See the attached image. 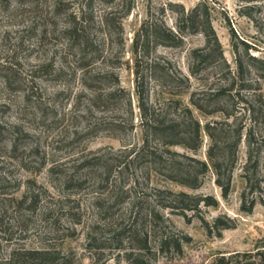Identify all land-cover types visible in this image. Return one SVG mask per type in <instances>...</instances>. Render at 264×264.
Instances as JSON below:
<instances>
[{
	"label": "trees",
	"instance_id": "16d2710c",
	"mask_svg": "<svg viewBox=\"0 0 264 264\" xmlns=\"http://www.w3.org/2000/svg\"><path fill=\"white\" fill-rule=\"evenodd\" d=\"M2 2L7 6L13 2L16 6L34 8L40 0ZM134 2L73 0L60 3L50 16L45 17L40 31L42 36L45 35L46 28L62 15L63 25L57 38L63 43L64 54L71 59L68 65L63 62V67L53 70L55 78L61 76L64 67L73 74L79 72V85L88 94L90 106L107 110L123 105L130 115L129 92L118 85L116 76L90 71L97 62L105 60V52L112 45L122 50L121 20L129 15ZM165 11L175 15L173 28L164 23ZM210 11L209 4L201 0L186 11L178 3L166 2L159 8L157 17L146 12L131 41L132 92L141 132L140 143L127 150L123 161L109 160L107 164V160H89L82 164L86 168L83 177L75 179V174L70 173L61 181L62 188H67L74 184L82 186L86 180L97 178L96 186L112 188L111 192L115 193L106 207L93 203L97 219L85 226L86 234L100 226H115V229L106 238L86 235L85 249L90 264H119L120 261L156 264L158 259L171 261L182 256L183 247L191 242V238L172 231L164 211L186 218V213L191 212L193 216L200 204L215 207L217 203L211 196L173 192L158 185V181L196 190L210 174L221 198L226 199L232 189V175L238 171L241 185L239 211L247 214L256 204L264 205V59L251 54V47L236 40L231 31V66L225 60L212 28ZM197 35L202 37V46L188 51L186 73L166 59L150 57L157 47L180 48L186 37ZM237 43L241 45L239 50ZM104 85L109 91H102ZM194 112L211 119L201 125ZM132 129L131 118L129 121L107 120L86 129L83 135L88 138L98 132L111 135ZM203 136L207 139L204 159H198L195 154ZM25 139L27 137L12 132L7 134L0 126V143L8 144L9 156L13 159L18 148L25 146L22 145ZM36 154V148L31 147L27 157ZM17 158L23 169L30 168L31 161ZM38 162L37 170L44 166L42 161ZM128 171L136 178L131 180V185H123L118 178ZM139 178L142 185H139ZM17 188V184L10 185L0 177V250L5 248V255L0 252V264H73L69 255L60 254L47 243L38 248L25 245L24 220L17 216L11 222L6 215L11 204L26 203L31 208L36 200L24 194L14 201L9 195ZM6 192H10L8 196H5ZM125 202H130V211L128 221L122 224L118 223L122 216L119 210ZM44 217L42 222L49 226L48 232L42 235L43 240L57 226L55 221L48 219L50 216ZM16 225L22 227L18 239H14L12 231ZM231 227L232 221L228 218L216 217L211 224L202 222L208 238H218L223 230ZM108 243L115 244L114 248L118 250L115 255L103 253ZM212 264H264V248L256 245L250 251L219 254Z\"/></svg>",
	"mask_w": 264,
	"mask_h": 264
},
{
	"label": "rangeland",
	"instance_id": "374dc122",
	"mask_svg": "<svg viewBox=\"0 0 264 264\" xmlns=\"http://www.w3.org/2000/svg\"><path fill=\"white\" fill-rule=\"evenodd\" d=\"M71 1L73 0H40L32 8L21 4L16 6L13 2L7 6L0 0V126L7 134L12 132L17 136L27 137L22 144L25 146H20L15 155L17 159L31 161L30 168L23 169L16 158L9 156L8 144L0 143V177L10 185H18L17 190L9 195L14 201L24 194L26 197L33 196L36 200L31 208L26 203L11 204L6 215L11 222L17 216L24 220L26 238L23 241L26 246L38 248L42 243H47L60 254L69 255L73 264H90L85 249L86 235L106 238L115 229V226H100L86 234L85 226L97 219L93 203L98 202L106 207L115 193L111 192L112 188L101 189L96 186L97 178L86 180L82 186L74 184L67 188H62L61 181L70 173L75 174V179L83 177L86 168L82 164L89 160H107V164L109 160L123 161L127 150L140 143L141 132L132 92L133 33L147 11L157 17L159 8L166 2L178 3L186 11L201 0H135L134 8L121 20L122 50L117 45H112L105 52V60L97 62L91 69L90 73L116 76L118 85L129 92L132 115L123 105L107 110L90 106L88 94L79 85V72L73 74L69 68L64 67L61 76L55 78L53 70L63 67V62L68 65L71 59L64 54L63 43L57 38L63 25V16L54 19V24L46 28L45 35L42 36L40 31L45 17L50 16L58 4ZM205 1L211 8V25L222 47L223 56L231 66V31L236 40L251 47V54L264 59V0ZM174 17L173 12H164L163 19L168 28L174 27ZM201 46V36H188L180 48L157 47L150 53V57L166 59L173 67L186 73L188 51ZM237 46L238 50L241 49L240 44L237 43ZM101 89L109 91L107 85ZM183 99L185 102L186 98ZM194 115L201 125L211 119L196 112ZM130 118L133 128L131 132L110 135L104 131L88 138L83 135L86 129L104 121H129ZM206 144L207 139L203 136L196 158L204 159ZM31 147L36 148L37 154L28 158ZM175 150L182 152L179 148ZM38 161H42L44 165L39 170ZM48 169L51 171L48 172ZM130 172H123L118 178L119 182L131 185V180L136 177ZM237 174L238 171H235L232 175V189L226 199L221 198L210 174L203 178L196 190L158 181V185L173 192L211 196L217 204L215 207L200 204L198 211L193 216L191 212H187L186 218L164 211L172 231L189 236L191 242L183 247L179 259H158L156 264H212L213 258L219 254L250 251L256 245L264 248V205L256 204L247 214L239 211L238 193L241 185ZM138 181L142 185V179L139 178ZM8 193L10 192H6L5 196ZM262 196L264 197V192ZM129 203L125 202L120 207L122 221L119 220L118 223L125 224L128 221ZM44 216H50L48 219L55 221L57 226L43 240L42 235L48 232L49 226L42 222ZM216 217L230 219L232 227L223 230L218 238H208L202 222L211 224ZM21 229L19 225L12 229L14 239H18ZM114 245L108 243L103 253L106 256L115 255L118 250ZM4 249L2 247L0 250L2 255H5ZM119 264L125 263L120 261Z\"/></svg>",
	"mask_w": 264,
	"mask_h": 264
}]
</instances>
